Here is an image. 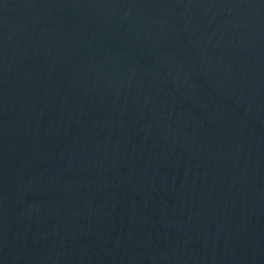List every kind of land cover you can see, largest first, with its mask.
Returning a JSON list of instances; mask_svg holds the SVG:
<instances>
[{
	"label": "water",
	"instance_id": "1",
	"mask_svg": "<svg viewBox=\"0 0 264 264\" xmlns=\"http://www.w3.org/2000/svg\"><path fill=\"white\" fill-rule=\"evenodd\" d=\"M0 264H264V0H0Z\"/></svg>",
	"mask_w": 264,
	"mask_h": 264
}]
</instances>
